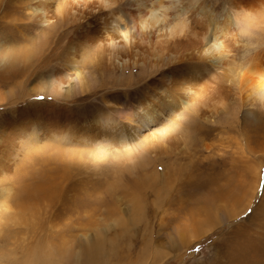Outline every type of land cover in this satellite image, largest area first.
<instances>
[{
  "label": "rangeland",
  "instance_id": "obj_1",
  "mask_svg": "<svg viewBox=\"0 0 264 264\" xmlns=\"http://www.w3.org/2000/svg\"><path fill=\"white\" fill-rule=\"evenodd\" d=\"M9 1L16 2V0H0V21L1 17L3 18L2 8L6 4H11ZM205 1L213 12H222L226 8L224 5L227 0ZM34 2L36 1L32 4ZM60 6L59 10L55 11L56 18L60 22L53 23V26L44 32L45 37L62 36V43L60 41L59 46L53 45L56 41L53 38L49 50L47 51V48L41 53L38 42L31 43L33 39L30 33L25 35L28 42L16 43L19 47L26 45L28 53H36L33 59L34 66L30 69L31 74L26 81L28 90L33 86L39 87L42 82H45L49 78L52 67L58 68L72 60L69 55V43L75 41L76 44V41H80L83 32L91 29V37L98 39L94 30L96 28L93 29L96 23H100V20L97 21L98 17L81 13L74 5H63V7L60 4ZM251 17V22L254 20L258 22L256 27L251 28L253 29L251 42L257 44L258 50L264 55V18L256 13ZM67 18L69 20L65 21L64 19ZM99 19H104V16H100ZM21 22L20 27H24L26 20L24 24ZM56 23H58L57 26ZM201 26L197 25V28ZM11 31L7 30V32ZM7 32L0 34L2 35L0 40L2 37L5 44L7 42L5 40H8L9 35L11 36ZM200 32L203 38L191 35V40L194 38L196 41H202L208 38L212 34V27L207 29L203 26ZM38 33H34L36 34L34 38ZM108 33H112L111 29ZM23 34L22 38L25 39ZM78 44L79 42H77L79 52ZM147 44V47L145 44L141 45L145 48L138 45V50L136 48L132 54V50H128L126 59L135 60L138 63L153 61L157 56V48L153 43L148 44L149 46ZM235 46L232 44L231 49ZM50 50L53 56L45 62L52 67L45 68L46 64L41 66V57L46 56ZM97 50H102V55ZM97 50L89 53L87 57L94 60L95 68L92 66L90 68L97 77L100 89L101 85L116 86L122 81L123 88H116L118 94L131 93L130 96L136 97L139 87L148 80L154 81L155 85L159 86L161 83L159 79H162L164 74L167 76L164 75V79H171V73L174 72L164 67L158 70L153 67V70L138 63L125 70H112L110 52H107L105 48ZM88 52L90 51L86 49L85 53L88 54ZM96 52L100 53V56ZM177 52L183 55L185 52L188 53V50L180 49ZM187 53L179 58L177 64L173 63L170 67L183 64ZM165 54H169V50H164ZM74 59L76 61L77 58L74 57ZM39 63L40 67H37ZM220 73L219 80L214 77L211 79L210 75H206L208 77L205 76L200 86L194 89L199 117L187 123L190 129L187 144L174 135L169 145L159 150L156 144L160 143L157 140L160 127L153 126L144 131V137L142 135L135 137L137 141L128 143L126 149L120 146L116 152V159L108 157V160L101 164V171L93 174L90 168L86 167V173L82 174L83 167L77 162L76 157L81 155L87 160L89 156L85 151H67L66 146L70 145L65 142V139L46 140L45 143L41 142L32 148L29 154H26L29 156L23 158L21 164L14 165L11 172L6 169L1 171L0 185L8 184L10 181H15L14 183L19 185L21 182L22 189L19 188L18 191L30 197L32 194L27 191L29 179L39 177L45 170H54L56 178L54 185L42 192L41 202H53V205L45 208L47 218L42 217L43 223L33 242L22 243L20 230L14 236L13 232L17 227L9 223L2 226L0 264H22L25 259L28 262L31 261V264H224L225 257L234 254L233 247L239 240L256 242L257 235L263 239V246L258 249L256 256L262 259L264 255V107L258 102L252 103L251 106L242 104L240 97L243 95L237 94L239 92L236 88V91L233 89L228 76L223 75L222 71ZM19 79L20 77H16L12 80L9 84L10 89L1 90V96L12 91L9 95L13 101H16L18 90L16 86ZM214 79L216 82L213 81ZM51 97L49 96V99L45 101H42L43 96L25 98L11 105L21 109L32 102L52 103ZM103 99V93H100L77 103L61 99L53 103L58 105V108H61L60 105L65 104L66 107L69 105L68 107H71L77 116L80 112L91 116L97 112V108H103ZM11 105L6 101H2L0 105V140L4 138V127L11 120L8 112ZM187 110L185 108L184 112L186 113ZM188 114L193 116L191 112ZM25 116L27 115L23 117ZM73 147L78 148V145ZM157 150H159L158 153ZM73 155H75L74 158H72ZM131 160H142L144 168L137 169L133 175H130L126 170ZM153 160H157L156 163ZM258 166H261V173L256 189L252 173L259 168ZM121 168L125 171L122 183L115 191L109 190L107 186L109 181L105 177L109 173L112 174L113 169ZM144 172H146V178L143 176ZM153 177L156 181L152 180ZM99 182L102 183L99 184ZM200 186L204 187L200 190ZM15 198H19V195H15ZM131 199L136 200L134 202L136 206L134 205L133 212L124 219L121 217L122 210L130 205ZM192 200H195V203ZM3 221H6V218ZM98 227L103 228L104 234L96 232ZM105 227L107 229H104ZM246 238L250 239L246 240ZM173 243H176V246ZM30 249L31 252H29ZM237 260L239 262L240 258Z\"/></svg>",
  "mask_w": 264,
  "mask_h": 264
},
{
  "label": "bare ground",
  "instance_id": "obj_2",
  "mask_svg": "<svg viewBox=\"0 0 264 264\" xmlns=\"http://www.w3.org/2000/svg\"><path fill=\"white\" fill-rule=\"evenodd\" d=\"M24 1H9L11 4H6L2 8L3 18L1 17V19L4 22L0 21V34L7 32V30L12 31L7 32L11 36L9 35L8 40H5L7 41L6 44L3 42L2 37V41L0 40V91L4 88L10 89L9 84L14 78L20 77V79L16 86V89L18 88L16 101H13L9 95L12 91L4 93L3 97L0 92V105L2 101L14 105L25 98L31 99L36 96H43L42 101L48 100V97L52 96L53 102L61 99L70 103H77L103 93V108H97V112L91 116L84 112H80L77 116L71 107H68L69 105L66 107L65 104H59L61 108H58V105L53 102L44 103L40 101L39 104L29 102L30 104L21 109L14 108L11 105L13 109L8 110L11 120L4 127V138L0 140V172L5 169L11 172L14 165L21 164L23 158L29 156L26 154L32 148L46 140L65 139V142L70 145L66 146L67 151H85L89 156L87 160L81 155L76 157L77 162L83 167L82 174L86 173V167H89L93 174L101 171V164L106 162L108 157L116 159V152L120 146L126 149L128 143L137 141L136 138L139 135L144 137V131L153 126L160 127L157 137L160 143L156 144L159 150L164 149L165 145H169V141L174 135L187 144L190 138V129L187 123L198 116V103L195 101L196 92L194 89L200 86L206 75H210L211 79L214 77L219 80V76L221 77L220 71L223 72V75L228 76L233 89L236 88L239 92L237 94L243 95V97H240L242 104L246 103L251 106L252 103L258 102L264 107V55L258 50L259 46L251 42V39H253V29L251 28L256 27L258 23L256 20L251 22V16L256 13V15L259 14L261 18H264V0H227L224 5L226 8L222 12L211 11L205 0ZM33 1L36 2L32 4ZM60 4L62 6L74 5L81 13L92 14L95 18L98 17L97 21L100 20V23L93 25V29L96 28L94 30H96L95 34L98 35V39L95 40L96 38L91 37V29L81 32L80 41H76V44L75 41L69 43V55H71L72 60L58 68L49 65L52 67L49 78L42 82L39 87L33 86L28 90L26 81L31 74L30 69L34 66L33 59H35L36 53H28L26 45L19 47L17 42H28L25 35L30 33L33 39H31V43L38 42L37 45H39L41 53L47 48L48 51L50 42L56 35L45 37L44 32L47 29L49 30L53 23L59 21L56 18L57 12L55 11L59 10ZM73 11L75 12V10ZM100 16H104V19H99ZM68 18L64 20H69ZM75 19L77 18L75 17ZM92 19L94 20V18ZM25 20L24 27H20V22ZM23 22L21 23L24 24ZM83 23L85 22L83 21ZM197 25L202 28L206 26L207 29L212 27V34L208 38L202 39V41H196L194 38L191 40V35L202 37L200 32L202 28H197ZM109 29L112 31L111 34L108 33ZM24 32L25 34H23ZM34 33H38L36 38H34L36 36ZM22 34L25 39L22 38ZM55 39L56 41L53 40L54 46H57L60 41L62 43V36ZM77 42H79V52L77 51ZM147 43H153L157 48V56L153 61L138 63L135 60L126 59L125 55L128 50H132V54L138 45L145 48L141 45L145 44L146 46ZM232 44L236 46L231 49ZM102 48H105L107 52H110L109 55H112V60H110L112 70H125L131 65L143 64L153 70L154 68L158 70L161 67L170 69L172 72L174 71L171 73L172 78L164 79V74L162 79H159L161 81L159 86L155 85L154 81L148 80L147 83L139 87L136 97L130 96L131 93L118 94L116 88L121 89L123 86L122 81L116 86L106 87L101 85L100 89L97 84V77L90 68V66L95 68L94 60L88 58L87 55L89 56V53L91 54L95 49L101 50ZM86 49L90 51L88 54L85 53ZM180 49L188 50V53L185 52L187 54L184 63L176 67H170L185 54H179L177 51ZM52 50L46 56L41 57V66L46 64L49 57L53 56ZM164 50H169V54L164 55ZM237 51L240 52L234 53ZM97 52L103 53L102 50H97ZM100 53L97 54L100 56ZM74 57L79 60L76 59L75 61ZM84 60L88 66L85 64L86 62H83ZM95 62H97L96 59ZM48 64L45 65V68L49 67ZM37 65V67H40V63ZM2 73L4 74L1 75ZM165 77L167 76L165 75ZM224 85L226 84L224 83ZM24 89L26 92H22ZM219 105L221 106V104ZM185 108L188 109L186 113L184 112ZM190 112L193 116L188 114ZM25 114L27 116L23 117ZM74 145H78V148L73 147ZM159 150H157V153ZM21 156L22 158H20ZM74 157L75 155L72 156V158ZM153 161L156 163L157 160ZM158 161L161 160L158 159ZM127 165L126 171L130 175H133L137 169L144 168L142 160H131ZM258 167L252 173L255 178L256 189L261 173V166ZM124 172L123 168L120 170L113 169V173H109L105 177L109 181L107 185L110 188L109 190L115 191L120 186ZM54 173V170H45L39 177L29 179L30 183L27 185V191L32 194L31 197L20 194L18 189H22L21 182L19 183L20 186L14 183L15 181L0 185V232L2 226L9 223L18 229L13 232L14 236L19 233V230L21 231L20 241L22 243L33 242L34 237L40 231L41 223H43L42 217L47 218L45 208L53 205V202L42 203L41 195L44 189L54 185V179L56 178ZM143 176L147 177L146 172ZM0 180L2 179L0 178ZM152 180L156 181L154 177ZM101 183L99 182V184ZM201 187L204 186H200V190ZM15 195H19V198L16 199ZM192 201L195 203V200ZM134 202H136L135 199L130 200V205L122 210L123 216L121 217L125 219L129 213L133 212ZM196 202L198 203V201ZM4 218H6V221H3ZM110 223H112L111 220ZM104 229H107V227ZM96 232L104 234L105 231L103 228H99ZM204 233L207 234L205 231ZM249 239L246 238V240ZM255 240L256 242H242V240H239L236 246L233 247L234 254L226 256L224 264H264V255H262V259L256 256L258 249L263 246V239L257 235ZM174 245L176 246V243ZM29 252H31V249ZM238 258H240L239 262ZM22 264H31V261L28 262L25 259Z\"/></svg>",
  "mask_w": 264,
  "mask_h": 264
}]
</instances>
